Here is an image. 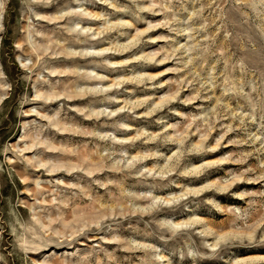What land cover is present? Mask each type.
I'll list each match as a JSON object with an SVG mask.
<instances>
[{
  "label": "rangeland",
  "instance_id": "1",
  "mask_svg": "<svg viewBox=\"0 0 264 264\" xmlns=\"http://www.w3.org/2000/svg\"><path fill=\"white\" fill-rule=\"evenodd\" d=\"M0 264H264V0H0Z\"/></svg>",
  "mask_w": 264,
  "mask_h": 264
},
{
  "label": "bare ground",
  "instance_id": "2",
  "mask_svg": "<svg viewBox=\"0 0 264 264\" xmlns=\"http://www.w3.org/2000/svg\"><path fill=\"white\" fill-rule=\"evenodd\" d=\"M100 17V15H98ZM29 150V149H27ZM38 167H45V164H40ZM62 167H49L46 171L49 172L50 174H61L60 170ZM39 169V168H38ZM41 169V168H40ZM37 171V170H36ZM39 171V170H38ZM60 172V173H59ZM68 172V171H67ZM55 176V175H54ZM198 223L196 220L191 221V224H195ZM180 226L179 224H177V227Z\"/></svg>",
  "mask_w": 264,
  "mask_h": 264
}]
</instances>
